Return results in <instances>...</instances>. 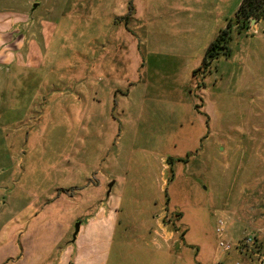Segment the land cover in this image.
Wrapping results in <instances>:
<instances>
[{"label": "rangeland", "instance_id": "obj_1", "mask_svg": "<svg viewBox=\"0 0 264 264\" xmlns=\"http://www.w3.org/2000/svg\"><path fill=\"white\" fill-rule=\"evenodd\" d=\"M4 1L35 55L3 74L0 264H99L71 240L101 198L119 205L107 264H264V116L225 96L242 70L264 78L254 51L240 66L264 18L242 26L237 0Z\"/></svg>", "mask_w": 264, "mask_h": 264}, {"label": "crops", "instance_id": "obj_2", "mask_svg": "<svg viewBox=\"0 0 264 264\" xmlns=\"http://www.w3.org/2000/svg\"><path fill=\"white\" fill-rule=\"evenodd\" d=\"M216 1L231 5L233 3V0ZM240 1L241 0H237V4ZM5 3L6 2L4 0H0V97L4 85L7 84V80L3 77L4 72L9 70L10 65L16 66L17 69L22 68L24 63L29 64V62H26V58H30L31 54L35 55V48L33 43H31V37L27 40L25 38L26 33L19 29L17 25H13L14 20L25 19V15H20L19 13L9 14L8 12L3 11ZM241 47L243 48L245 54L247 53L243 57V61L240 64L241 69H243L244 66L248 67V61L250 59L254 60L252 51L256 53L258 58H264V33L254 34L251 37H245V39L241 42ZM234 79L237 81H233L232 88H228L229 83H227L226 90L228 91L225 94L226 97L229 96L231 104L233 103L228 115H239L238 113H241L242 116H245L246 114V116L249 117L252 112L255 114L254 111L257 110L259 114L264 116V78L262 77V79H258L256 82L253 81L251 83L248 78L245 79L242 70L240 77H236ZM218 97L219 95L217 98ZM106 181L107 179H105L102 185H93L92 189L100 190L101 188L103 191ZM0 189L6 190L8 189V186L3 188L0 185ZM110 191L111 190L107 191V194H109ZM102 199L104 200V198H101L100 202ZM100 202L96 205V207L92 208L93 210L91 211L90 208L92 206H88L89 213L87 214V218L85 222L79 226L78 234H76V238L71 240V242L75 241V243L78 244L80 241L82 245H88V241H91V246L95 249L92 251V255L88 258L91 261L99 262V264H107L108 250H110L109 246L115 233V227L118 226L119 223V214L117 215L116 211L117 208L119 209V205L118 202L112 201L110 206L106 207L104 203L101 205ZM100 227L108 229V236L104 238H100L99 236L94 240L89 238L91 233L90 229H97L99 231ZM110 233H112V238L109 240ZM69 248L72 251H76L75 254H73V252L71 253L74 257L78 258V247H74L73 244ZM80 259L83 261H78V264H86L88 261L86 257H83L82 255ZM88 264L91 263L89 262Z\"/></svg>", "mask_w": 264, "mask_h": 264}, {"label": "trees", "instance_id": "obj_3", "mask_svg": "<svg viewBox=\"0 0 264 264\" xmlns=\"http://www.w3.org/2000/svg\"><path fill=\"white\" fill-rule=\"evenodd\" d=\"M234 16L237 22L240 20L242 21V26H246L251 18H264V0H241ZM229 25L230 20L227 22V29H220L215 38L206 47L200 65L206 66L208 62L214 60L215 57L219 55L220 50H227L226 42L228 39H230V34L228 31Z\"/></svg>", "mask_w": 264, "mask_h": 264}, {"label": "built area", "instance_id": "obj_4", "mask_svg": "<svg viewBox=\"0 0 264 264\" xmlns=\"http://www.w3.org/2000/svg\"><path fill=\"white\" fill-rule=\"evenodd\" d=\"M220 224H221V221H220ZM223 227L222 226H220V227H217V231L219 232V234H222V232H221V229H222ZM218 245H220V246H226V244L223 242V241H219V243H218Z\"/></svg>", "mask_w": 264, "mask_h": 264}, {"label": "water", "instance_id": "obj_5", "mask_svg": "<svg viewBox=\"0 0 264 264\" xmlns=\"http://www.w3.org/2000/svg\"><path fill=\"white\" fill-rule=\"evenodd\" d=\"M36 5H37V4H36V3H34V4H33V8H34V7H36ZM111 184H112V183H109V184H108V187H110V186H111ZM77 231H78V225L76 224V229H75V231H74V234H73V236H75V234H76V232H77Z\"/></svg>", "mask_w": 264, "mask_h": 264}]
</instances>
